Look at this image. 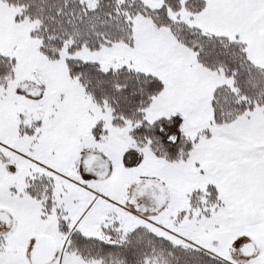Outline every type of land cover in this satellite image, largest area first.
<instances>
[{
  "label": "snow or ice",
  "instance_id": "obj_1",
  "mask_svg": "<svg viewBox=\"0 0 264 264\" xmlns=\"http://www.w3.org/2000/svg\"><path fill=\"white\" fill-rule=\"evenodd\" d=\"M0 264H264V0H0Z\"/></svg>",
  "mask_w": 264,
  "mask_h": 264
}]
</instances>
